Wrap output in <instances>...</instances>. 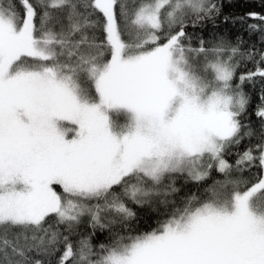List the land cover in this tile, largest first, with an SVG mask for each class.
Here are the masks:
<instances>
[{
  "label": "snow or ice",
  "instance_id": "snow-or-ice-1",
  "mask_svg": "<svg viewBox=\"0 0 264 264\" xmlns=\"http://www.w3.org/2000/svg\"><path fill=\"white\" fill-rule=\"evenodd\" d=\"M223 7L0 0V264H264V47Z\"/></svg>",
  "mask_w": 264,
  "mask_h": 264
},
{
  "label": "trees",
  "instance_id": "trees-1",
  "mask_svg": "<svg viewBox=\"0 0 264 264\" xmlns=\"http://www.w3.org/2000/svg\"><path fill=\"white\" fill-rule=\"evenodd\" d=\"M223 3V11L222 16L218 17L216 23L220 26L219 31H226L229 36L235 37L237 34H242L244 36L245 41L247 42L244 47L247 48L249 44H255L257 48L264 47L259 43L260 34L254 33L249 35L246 31L247 24L258 23V21L253 19H245L243 22L229 23L227 25L222 23L223 16L227 15L230 17H242L245 16L249 12H256L260 14H264V0H221ZM190 33L193 34V46L196 45L195 37L199 35H204L205 38H209L210 35L217 31L212 26V23L206 22V26L203 28H189L187 29ZM247 67L249 69L252 68V64H248ZM244 89L246 92L250 93L253 98V105L259 103L257 93L260 91V85L256 84L255 87L249 84H245ZM251 119L253 122H256L257 118L252 116ZM247 178V177H246ZM224 179L223 174L213 171L210 178L204 182L200 183H188L184 185L180 194L184 195H197L203 196L206 193V189L210 187L214 181H222ZM141 217V221L139 223V227L142 230H150L151 228L156 226V221L158 219V213L149 212L147 209H136ZM108 242V233L107 232H97V234L93 237L94 246H98L100 243Z\"/></svg>",
  "mask_w": 264,
  "mask_h": 264
},
{
  "label": "rangeland",
  "instance_id": "rangeland-1",
  "mask_svg": "<svg viewBox=\"0 0 264 264\" xmlns=\"http://www.w3.org/2000/svg\"><path fill=\"white\" fill-rule=\"evenodd\" d=\"M123 118H121V121H122ZM57 187V191H61L60 187L59 186H56Z\"/></svg>",
  "mask_w": 264,
  "mask_h": 264
}]
</instances>
